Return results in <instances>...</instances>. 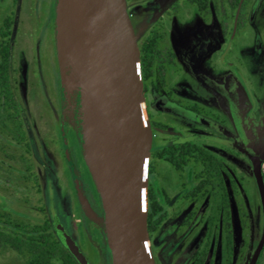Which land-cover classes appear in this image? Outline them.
I'll list each match as a JSON object with an SVG mask.
<instances>
[{"label": "rangeland", "instance_id": "374dc122", "mask_svg": "<svg viewBox=\"0 0 264 264\" xmlns=\"http://www.w3.org/2000/svg\"><path fill=\"white\" fill-rule=\"evenodd\" d=\"M12 1L0 0V20L15 9L14 65L30 122L48 141L51 123L62 119L69 142L67 152L75 162L74 174L64 172L59 180L63 183V207L72 212L71 190L78 206L77 211L73 209V216L65 218V223L88 264H104L107 241L103 209L83 147L79 83L73 77L74 67L66 52L64 76H60L57 0L51 14L49 0H18L15 8ZM146 1L150 7H146ZM159 1L130 0L127 6L137 43L163 14L165 32L159 54L152 76L143 82L151 149L192 140L218 155L229 174L233 214L248 212L250 237L257 243L263 215L248 156H262L264 167V0H239L236 5V0H209L202 15L184 0H174L171 5L170 0ZM157 63L166 65L164 74L159 73ZM59 101L61 118L54 112ZM183 103H197L200 112L187 109ZM74 136L75 147L71 144ZM154 166L155 172H147V189L150 185L163 186L169 200L161 198L164 216L157 231L149 235L150 248L164 230L193 206L198 213L202 209V215L208 212L204 201L201 206L184 197L194 184L190 173L187 174L189 168L185 170V186H181L166 161L159 159ZM5 194L4 199L8 200ZM91 200L97 202V208ZM28 214L31 220L41 219L32 212ZM261 252L260 264H264L263 248ZM0 264L28 263L15 250L0 246Z\"/></svg>", "mask_w": 264, "mask_h": 264}, {"label": "water", "instance_id": "95a60500", "mask_svg": "<svg viewBox=\"0 0 264 264\" xmlns=\"http://www.w3.org/2000/svg\"><path fill=\"white\" fill-rule=\"evenodd\" d=\"M63 23L83 62L79 83L81 132L98 189L111 264H155L147 230V171L152 142L145 110L139 49L126 0H57L56 39L64 76ZM260 197L263 227L249 264L264 246L262 156L249 155ZM62 244L88 264L62 228Z\"/></svg>", "mask_w": 264, "mask_h": 264}, {"label": "flooded vegetation", "instance_id": "af4514ba", "mask_svg": "<svg viewBox=\"0 0 264 264\" xmlns=\"http://www.w3.org/2000/svg\"><path fill=\"white\" fill-rule=\"evenodd\" d=\"M129 1L126 0L127 6ZM160 1L159 3H161ZM173 1L170 0L169 5ZM184 2L193 4L199 14L202 15V0H184ZM53 9L54 0H49L48 13L51 14ZM11 12L14 15V21L11 25L9 39L11 44L10 64L8 65V70L0 72V211L8 212L17 220L38 226H45L47 222L57 235L59 228H62L70 235L65 218L73 216L78 206L77 201H74L76 195L72 190L70 204L71 206L73 205L74 211L72 209L71 212L64 208L61 198V185L63 183L59 180L64 172L70 176L74 174L73 164L75 163L73 156H69L67 152L69 142L67 143L66 140V127L62 119L57 123H51L49 140L46 141L44 138H41L30 122L27 106L21 96L19 81L15 71L13 52L15 46L14 23L16 11L12 9L9 13ZM128 13L131 20L132 13L130 11ZM160 16L153 22L149 32L141 40L143 41L151 33L156 35V41L150 53V65L149 70H147L148 76L142 78L141 74L142 84L153 74L154 62L157 54H159V45L164 37L163 14ZM131 22L133 25V20ZM170 54L174 55L172 51H170ZM2 58L0 56V59ZM157 68L160 74L166 72V65L164 63H157ZM162 83H167L163 77ZM168 93L171 94V91L168 90ZM183 105L195 113L200 112V107L197 103L189 105L183 103ZM54 112H56L55 114L58 118L62 117V101L58 102ZM76 142L77 137L74 136L71 142L73 147H75ZM182 143H195L202 146V144L192 140H183L168 145ZM162 147L150 149V153L152 150ZM210 151L213 152L212 150ZM213 154L223 162L218 155L214 152ZM187 157L188 160L181 167H176L162 158H154L152 161L153 170L147 172H155V162L162 159L172 167L181 181V186H185V170L189 168L187 174L190 173L194 184L185 193L184 197H188L190 202L200 203L201 206L202 201H204L208 206V212L202 215V209L198 213L196 206H193L174 225L164 230L163 236L152 243L151 251L154 263L249 264L255 250V240L253 237H250L248 212L243 211L238 216L233 214L232 199L228 186L229 174L224 162L226 200L220 198L212 187L207 188L202 186V158L199 157L197 159L195 155H187ZM63 159L65 160V169L63 167ZM252 176L255 182L253 172ZM148 188L153 189L157 202L161 207L160 211L153 217L155 225L148 231L149 235H151L152 232L157 231L158 224L164 216L161 198L164 201H168L169 195L163 186L155 188L150 185ZM5 193H7L8 200L4 199ZM91 202L94 204V209L98 207L97 202H93V200ZM29 212L39 217L41 216V219L39 221L31 220ZM7 229L11 235L17 232V229L13 226L7 225ZM105 256L104 264H109L106 248Z\"/></svg>", "mask_w": 264, "mask_h": 264}, {"label": "trees", "instance_id": "16d2710c", "mask_svg": "<svg viewBox=\"0 0 264 264\" xmlns=\"http://www.w3.org/2000/svg\"><path fill=\"white\" fill-rule=\"evenodd\" d=\"M208 1L202 0V13ZM238 1L236 0L235 5ZM12 3L15 6L17 0H13ZM235 5L232 6L233 9H235ZM13 21L14 15L12 12L4 15L0 20V56L3 57L0 59V72L8 70V65L10 64L11 44L9 39ZM155 41L156 35L151 33L138 44L142 78L148 76L147 70H149L150 65V53L153 50ZM187 155H195L197 159L199 157L202 158V186L207 188L212 187L220 198L226 200L224 164L213 152L203 145L182 143L152 150L148 163V172L153 170L152 161L154 158H162L176 167H181L188 160ZM262 176L264 179L263 166ZM147 204V230L150 231L154 225L153 217L161 209L152 188L147 189ZM7 225L15 227L17 232L11 235L7 229ZM0 246L15 250L28 264H80L62 244L49 223L46 222L45 226L26 223L13 218L5 211H0ZM105 248L108 263L111 264V253L107 244ZM260 255L256 264H260Z\"/></svg>", "mask_w": 264, "mask_h": 264}, {"label": "bare ground", "instance_id": "6f19581e", "mask_svg": "<svg viewBox=\"0 0 264 264\" xmlns=\"http://www.w3.org/2000/svg\"><path fill=\"white\" fill-rule=\"evenodd\" d=\"M63 31L65 34V37L63 39V46L71 61V64L74 67V71L72 73L73 77L78 83H81L84 80L82 73L84 65L81 60L80 54L74 45V35L66 23H63Z\"/></svg>", "mask_w": 264, "mask_h": 264}, {"label": "crops", "instance_id": "0c3cea01", "mask_svg": "<svg viewBox=\"0 0 264 264\" xmlns=\"http://www.w3.org/2000/svg\"><path fill=\"white\" fill-rule=\"evenodd\" d=\"M148 3V1L145 2V4ZM150 7V3L146 4V7Z\"/></svg>", "mask_w": 264, "mask_h": 264}]
</instances>
